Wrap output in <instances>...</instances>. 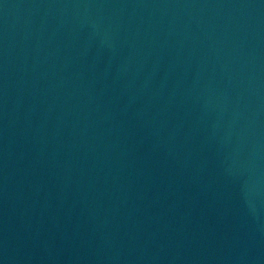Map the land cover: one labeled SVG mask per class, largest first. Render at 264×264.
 Returning a JSON list of instances; mask_svg holds the SVG:
<instances>
[{
    "label": "water",
    "instance_id": "95a60500",
    "mask_svg": "<svg viewBox=\"0 0 264 264\" xmlns=\"http://www.w3.org/2000/svg\"><path fill=\"white\" fill-rule=\"evenodd\" d=\"M0 264H264V0H0Z\"/></svg>",
    "mask_w": 264,
    "mask_h": 264
}]
</instances>
